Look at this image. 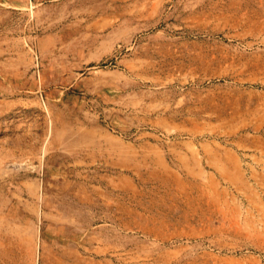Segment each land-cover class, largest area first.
Listing matches in <instances>:
<instances>
[{
  "label": "rangeland",
  "instance_id": "rangeland-1",
  "mask_svg": "<svg viewBox=\"0 0 264 264\" xmlns=\"http://www.w3.org/2000/svg\"><path fill=\"white\" fill-rule=\"evenodd\" d=\"M0 264H264V0H0Z\"/></svg>",
  "mask_w": 264,
  "mask_h": 264
}]
</instances>
